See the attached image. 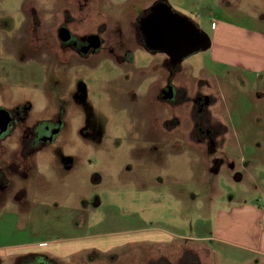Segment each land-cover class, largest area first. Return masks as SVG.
Returning <instances> with one entry per match:
<instances>
[{"label": "rangeland", "instance_id": "374dc122", "mask_svg": "<svg viewBox=\"0 0 264 264\" xmlns=\"http://www.w3.org/2000/svg\"><path fill=\"white\" fill-rule=\"evenodd\" d=\"M156 1L0 0V110L13 119L0 134V249H15L0 264H41L45 257L11 253L77 237L125 241L53 264H149L162 252L175 264L187 252L200 264H264L198 239L212 233L219 208L262 183L245 172H264V72L217 61L216 26L264 32V0H166L211 42L175 66L144 45L139 28ZM63 23L79 49L98 31L101 49L63 46ZM169 85L175 99L162 96ZM193 104L206 122L203 141L192 138ZM142 228L171 236H129Z\"/></svg>", "mask_w": 264, "mask_h": 264}, {"label": "crops", "instance_id": "0c3cea01", "mask_svg": "<svg viewBox=\"0 0 264 264\" xmlns=\"http://www.w3.org/2000/svg\"><path fill=\"white\" fill-rule=\"evenodd\" d=\"M216 30V40L218 43V47L216 48L217 61L223 64L249 68L258 73L264 72V32L262 30L253 29L244 25L239 26L235 24V22L227 20L219 21ZM208 42L210 47L211 42L209 38ZM213 48H215V45H213ZM167 58L169 59L168 55ZM262 154L263 153L258 150L254 151L251 160L258 158V155ZM245 173L251 177H256L257 180L262 182H260V186L255 187V195L252 196L248 192V197H244L241 201L228 207V209L219 208L214 216L212 233L207 236H201L198 239L201 241L213 240L225 242L248 253V258L255 259L264 257V172ZM237 179H240V176H237ZM1 190L0 188V191ZM4 199L3 197L2 200ZM14 199L15 201H19L21 196H17ZM129 236L135 240L168 242L171 234L164 229L142 228L133 230ZM89 240L91 239L88 237H77L45 244L35 242L20 246L21 248L16 247L19 251H15V254H11L15 257L30 253H43L50 257H65L74 254L76 251L87 250L94 247L106 250L114 246L118 241H125V238H98L92 239L93 243H88ZM97 240H107L102 244L108 243V245L99 244ZM9 248L7 250H10V252L15 250L14 248ZM7 250L0 249V259L7 254L4 253L8 252ZM158 255L157 260L151 258L149 264H175V262L172 263L169 261L166 252H162ZM188 257H192L191 261L195 260L193 261L194 264H200L201 262V257L199 255L193 252L192 255H189V252H187V254L182 253V257H180L177 263L182 264L181 261H186ZM197 260L199 261L197 262Z\"/></svg>", "mask_w": 264, "mask_h": 264}, {"label": "water", "instance_id": "95a60500", "mask_svg": "<svg viewBox=\"0 0 264 264\" xmlns=\"http://www.w3.org/2000/svg\"><path fill=\"white\" fill-rule=\"evenodd\" d=\"M165 8L167 6L164 5ZM161 15L156 21L143 25L147 36L146 45L151 50L166 53L172 65L180 64L193 52L209 47L208 36L198 30L187 18L172 11H169L164 19H161ZM9 120V114L4 111L0 115V126H7Z\"/></svg>", "mask_w": 264, "mask_h": 264}, {"label": "flooded vegetation", "instance_id": "af4514ba", "mask_svg": "<svg viewBox=\"0 0 264 264\" xmlns=\"http://www.w3.org/2000/svg\"><path fill=\"white\" fill-rule=\"evenodd\" d=\"M163 4L165 6H167V8L164 9V5ZM157 8H159V9H157ZM169 11L174 12L172 10V8L170 7V5L168 4V2H166V0H157L150 8H148L139 17V28H140L141 33L143 34V37L145 38V44L144 45L146 47H147V45H146V39H147L146 37L147 36H146L145 30L143 29V25L146 24V23L149 24L150 22L156 21L160 14H162L161 15L162 16L161 19H164L166 14ZM73 17H75V16H73ZM70 19H69V21H70ZM63 21H65V18H64ZM69 21H68V23H69ZM66 25H67L66 23H63V24H61V26L58 29V38H59V41L62 43L63 46H68L72 50H74L75 52H78V53L84 52V53H87V54H90V52L96 53V52H98V50L101 49V47H102V39L101 38L102 37L100 36L98 31H96L95 33H93V32L88 33V34L85 33L84 36H86L87 46L80 47V49H79L76 46L77 40L79 38V37H77L75 35L77 33H75L72 29L70 30ZM105 25L106 24H103L102 26H100L98 28V30H101ZM58 50L60 52H64V51H62L61 48L60 49L58 48ZM155 51L162 52V51H159V50H155ZM169 60H170V57H169ZM173 66H175V65H173ZM168 87L169 88H167V89L165 88L163 93H162L163 98L166 99V96L170 95L171 99H175V97H176V95L174 96L175 93L173 92V94H172V92H170V91H172V88H176V86L172 87V86L169 85ZM185 93H187V92H185ZM194 93H195V96L193 97V99L197 100L199 98V96H200L199 95V91L196 90V91H194ZM177 100H179V101L181 100L183 102V97L180 96V97H178ZM179 103H181V102H179ZM172 105H173V102H172ZM176 106H178V105H176ZM4 111L9 114V112L4 109V110H0V115H2V113H4ZM190 114L192 115L191 118H192V122H193V125H194L193 126V134L196 133L195 137L193 136L192 138H196L197 137V139H199V140L202 139L201 141H203L204 138H205L204 130H207L205 128L206 126L204 125V124H206V122L204 120L201 121V122L198 121V120H200V118H199V114L200 113L198 112V109H197V107L195 105L193 106L192 110L190 111ZM11 120H13V119L10 117V120H9V123L7 124V126L11 123ZM200 123H201L202 127H200L201 126ZM5 127H2V130H0V134H3L5 132L4 129H3ZM58 131H59V129L56 130L55 132L58 133ZM46 260L43 263H41V264H53V263H55L54 259L52 257H50V256L48 257V259L46 258Z\"/></svg>", "mask_w": 264, "mask_h": 264}, {"label": "trees", "instance_id": "16d2710c", "mask_svg": "<svg viewBox=\"0 0 264 264\" xmlns=\"http://www.w3.org/2000/svg\"><path fill=\"white\" fill-rule=\"evenodd\" d=\"M27 255H29V254H27ZM30 255H39L40 257H45V258L49 257V255L43 254V253H30Z\"/></svg>", "mask_w": 264, "mask_h": 264}]
</instances>
